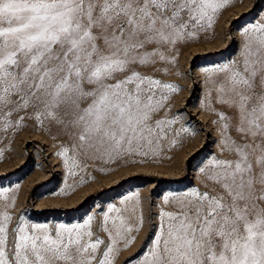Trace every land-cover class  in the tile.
<instances>
[{
	"label": "snow or ice",
	"instance_id": "1",
	"mask_svg": "<svg viewBox=\"0 0 264 264\" xmlns=\"http://www.w3.org/2000/svg\"><path fill=\"white\" fill-rule=\"evenodd\" d=\"M237 2L0 0V160L30 125L45 131L65 198L98 182L89 169L163 168L189 148L201 130L183 121L186 108L173 111L176 81L191 75L180 60L217 38L237 45L196 77L216 151L197 184L151 201L136 251L140 191L73 222H40L16 211L17 184L0 186V264H117L125 252L121 264H264V16L233 37L219 21Z\"/></svg>",
	"mask_w": 264,
	"mask_h": 264
},
{
	"label": "rangeland",
	"instance_id": "2",
	"mask_svg": "<svg viewBox=\"0 0 264 264\" xmlns=\"http://www.w3.org/2000/svg\"><path fill=\"white\" fill-rule=\"evenodd\" d=\"M264 16V0H238L236 5L225 11L219 21V28L238 37L236 29L242 25L255 23ZM231 22V23H230ZM237 45L230 38H217L212 43L194 46L185 51L180 60V71L191 73L184 79H177L183 91L175 98L173 111L187 109L182 117L187 123L192 121L194 130H201L189 148L178 154L173 162L163 168H133L120 170L107 177L89 169L98 177V182L79 188L69 198L57 195L65 187L64 168L60 159L54 154L58 150L56 142L41 129H28L15 136L11 150H5L0 160V186L19 185L17 212L30 209L29 216L36 221L73 222L93 211H100L109 202H114L121 194L131 190L140 191L144 200L145 228L140 233L136 245L131 251L140 247L149 231L148 218L151 201L170 190H182L198 183V168L201 160L216 151L213 141L215 132L210 125L212 117L200 108L202 93L196 82L205 67L225 62L236 51ZM176 79V78H173ZM193 154H195L193 158ZM139 173V175H134ZM81 175H85L82 173ZM132 178L125 181V177ZM86 178V176H85ZM73 181L69 178L68 183ZM99 205L100 207H97ZM121 255L117 264L126 256Z\"/></svg>",
	"mask_w": 264,
	"mask_h": 264
}]
</instances>
